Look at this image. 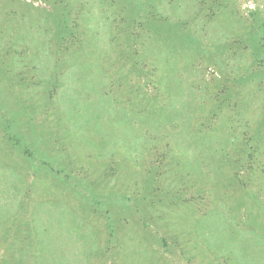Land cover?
Instances as JSON below:
<instances>
[{
  "label": "rangeland",
  "instance_id": "1",
  "mask_svg": "<svg viewBox=\"0 0 264 264\" xmlns=\"http://www.w3.org/2000/svg\"><path fill=\"white\" fill-rule=\"evenodd\" d=\"M0 264H264V0H0Z\"/></svg>",
  "mask_w": 264,
  "mask_h": 264
}]
</instances>
